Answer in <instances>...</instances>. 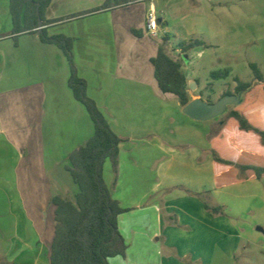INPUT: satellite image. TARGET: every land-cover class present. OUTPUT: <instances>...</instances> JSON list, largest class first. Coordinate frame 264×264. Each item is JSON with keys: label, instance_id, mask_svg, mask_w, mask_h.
Returning a JSON list of instances; mask_svg holds the SVG:
<instances>
[{"label": "crops", "instance_id": "0c3cea01", "mask_svg": "<svg viewBox=\"0 0 264 264\" xmlns=\"http://www.w3.org/2000/svg\"><path fill=\"white\" fill-rule=\"evenodd\" d=\"M106 1L51 0L45 17L67 18ZM150 3L128 0L47 30L74 39L87 93L122 139L118 173L110 162L103 173L113 198L128 210L118 217L127 249L109 264L118 258H125V264H215L218 216L206 210L199 195L241 184L215 185L210 139L226 120L196 119L173 94L160 89L151 59L161 41L146 33ZM8 4L10 10V0ZM153 4L158 11L155 0ZM158 15L160 28L169 35L168 18ZM184 63L191 101L210 104L193 91L201 84L185 72ZM70 74L63 50L43 42L38 33L0 34V191L11 198L10 209L1 216L13 218L3 264H49L43 251L54 235L50 200L72 187L78 191L68 157L93 136L95 127L69 86ZM254 78L246 82L239 77L251 84ZM236 97L238 106L245 92ZM222 252L230 264V248Z\"/></svg>", "mask_w": 264, "mask_h": 264}, {"label": "trees", "instance_id": "16d2710c", "mask_svg": "<svg viewBox=\"0 0 264 264\" xmlns=\"http://www.w3.org/2000/svg\"><path fill=\"white\" fill-rule=\"evenodd\" d=\"M127 1L108 0L96 9L48 20L45 12L51 0H10L12 34H36L38 20L42 19L44 27L39 38L63 50L71 69L69 86L75 98L86 107L95 127L93 136L68 157L70 164L67 168L78 191L74 195L58 193L50 200L55 211L54 235L47 251L49 264H109L111 258L126 254L127 243L118 229V217L128 210L113 198L103 173L108 159L114 173H118L122 139L113 132L103 112L87 93V81L79 75L75 61L74 39L63 34L49 35L47 27ZM169 38L168 34L164 35L157 56L151 59L155 78L163 92L173 94L182 105H186L191 99L186 74L182 70L183 61L169 54ZM200 44H203L200 40L180 41L183 52ZM249 65L256 83L235 78L236 92L244 91V100L230 111L223 126L210 139L217 188L264 177V75L257 63ZM229 75L230 71L224 69L214 71L212 78H227ZM199 196L211 214H218L223 209L222 206H211L203 193Z\"/></svg>", "mask_w": 264, "mask_h": 264}, {"label": "rangeland", "instance_id": "374dc122", "mask_svg": "<svg viewBox=\"0 0 264 264\" xmlns=\"http://www.w3.org/2000/svg\"><path fill=\"white\" fill-rule=\"evenodd\" d=\"M0 1V34H5L12 32L14 25L9 0ZM155 4L157 12L168 18L170 24L169 54L185 62V72L201 84L198 90L192 86L193 91L202 94L208 103L236 97L235 78L248 82L255 77L250 63H257L264 75V0H155ZM165 34L161 29V37ZM181 40H200L203 44L183 52L179 45ZM224 69L230 71L229 77L212 78L214 71ZM235 107L234 103L227 105L225 112L213 121H225ZM215 124L217 129L218 123ZM245 182L219 192L204 193L211 206L223 208L218 214H212L218 216L219 222L215 264L228 263V259L222 257L224 247L230 248V264H264V232L258 230H264V178ZM68 186L70 188L69 182ZM75 193L72 187L68 194ZM10 200L0 191V223L3 221L5 225L0 227V264L6 260L4 242L12 233V216H1L10 209ZM47 251L45 247V260H48ZM123 259L118 258L112 264H125Z\"/></svg>", "mask_w": 264, "mask_h": 264}, {"label": "water", "instance_id": "95a60500", "mask_svg": "<svg viewBox=\"0 0 264 264\" xmlns=\"http://www.w3.org/2000/svg\"><path fill=\"white\" fill-rule=\"evenodd\" d=\"M38 25L39 28L37 33L40 34L41 29L44 27L41 18H39L38 20ZM233 99H235V101ZM237 102L238 99H236L235 97H224L218 103L215 104H207L204 101L195 99L185 105V111L188 115L196 119L209 120L225 112L227 105L232 103L236 104ZM259 231L264 232L263 228H259Z\"/></svg>", "mask_w": 264, "mask_h": 264}, {"label": "built area", "instance_id": "2783aa9c", "mask_svg": "<svg viewBox=\"0 0 264 264\" xmlns=\"http://www.w3.org/2000/svg\"><path fill=\"white\" fill-rule=\"evenodd\" d=\"M159 15L155 5L153 4V0H151L149 9L147 11V19H146V33L155 40H162L161 37V28L159 24Z\"/></svg>", "mask_w": 264, "mask_h": 264}]
</instances>
